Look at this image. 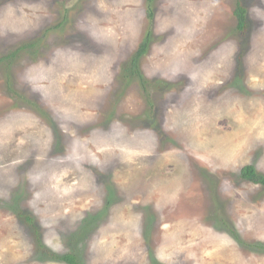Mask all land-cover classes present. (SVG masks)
Masks as SVG:
<instances>
[{"label":"rangeland","instance_id":"rangeland-1","mask_svg":"<svg viewBox=\"0 0 264 264\" xmlns=\"http://www.w3.org/2000/svg\"><path fill=\"white\" fill-rule=\"evenodd\" d=\"M237 2L0 0V264H264V0L245 31Z\"/></svg>","mask_w":264,"mask_h":264},{"label":"trees","instance_id":"trees-1","mask_svg":"<svg viewBox=\"0 0 264 264\" xmlns=\"http://www.w3.org/2000/svg\"><path fill=\"white\" fill-rule=\"evenodd\" d=\"M151 1V0H149ZM149 11V16L150 18L153 17V14L154 12L151 11V9L148 10ZM247 9L246 7L244 6L242 0H238L237 2V7L234 11L235 13V16L237 18V21H238V25H239V28L243 31L246 30L247 28V25H248V17H247ZM64 23V21H60V24L58 25H62ZM149 40H150V37H149V34L143 39L142 43L140 44V47L138 49V52L136 54V56H134L133 58V67H136V64H137V61L139 59V57L141 55H143L146 51H147V48H148V44H149ZM36 45V42L35 40L33 42H30L29 44L27 45H24V49L25 46H28V47H34ZM27 47V49H29ZM13 54H10V56L8 57H11ZM138 72V71H137ZM243 177L253 183H261L262 185H264V173L262 172H259L257 171V169L253 166V165H250L249 168L246 167L244 172H243ZM20 215L22 216H25L24 213L22 211L19 212ZM26 218L30 221V222H33V218L31 216H26ZM228 231H230L235 238L238 239V236L237 234L235 233L234 230L231 229L230 225H228L227 227ZM39 244L41 245V248H44L45 246L41 243V241L39 242ZM46 249V248H45ZM48 253L53 257V258H56V259H59V260H63L69 264H80L79 262V258L77 256V254H75L74 252H69L67 254H63V255H57V254H54L53 252L51 251H48Z\"/></svg>","mask_w":264,"mask_h":264}]
</instances>
